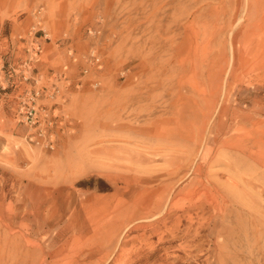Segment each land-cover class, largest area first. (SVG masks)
Masks as SVG:
<instances>
[{
  "label": "rangeland",
  "instance_id": "374dc122",
  "mask_svg": "<svg viewBox=\"0 0 264 264\" xmlns=\"http://www.w3.org/2000/svg\"><path fill=\"white\" fill-rule=\"evenodd\" d=\"M250 1L0 0V264H264Z\"/></svg>",
  "mask_w": 264,
  "mask_h": 264
},
{
  "label": "built area",
  "instance_id": "2783aa9c",
  "mask_svg": "<svg viewBox=\"0 0 264 264\" xmlns=\"http://www.w3.org/2000/svg\"><path fill=\"white\" fill-rule=\"evenodd\" d=\"M35 95H39V93H35ZM35 95L31 96L29 99V104L22 106L20 109V112L18 115H21L20 118L22 119V121H24L27 125H29L30 127L36 125L38 123V114H37V110L35 109V104H34V98ZM33 138H37L36 143L40 144L42 142H45L47 144V146H49L50 148H52L53 146V135L41 130L36 137Z\"/></svg>",
  "mask_w": 264,
  "mask_h": 264
},
{
  "label": "bare ground",
  "instance_id": "6f19581e",
  "mask_svg": "<svg viewBox=\"0 0 264 264\" xmlns=\"http://www.w3.org/2000/svg\"><path fill=\"white\" fill-rule=\"evenodd\" d=\"M246 1V0H245ZM257 3H258V0H251L250 1V6L251 5H257ZM249 6V5H248ZM245 9V8H244ZM256 12H257V10H256ZM249 16H251L252 17V15L251 14H249ZM244 42V41H243ZM251 43V42H250ZM241 50V49H240ZM243 53V52H242ZM245 57V56H244ZM242 63V54H241V52L239 51V54H238V58L236 59V58H234L233 59V62H231L230 63V65H229V68H228V73L230 74L231 73V75L232 76H234L235 74H236V72H237V70L239 69V67L237 68L236 66L239 64H241ZM245 63V62H244ZM227 73V74H228ZM201 100H203V98L201 99ZM211 130V129H210ZM206 135V134H205ZM195 162V161H194ZM131 179V178H130ZM121 190V189H120ZM122 191V190H121ZM167 206V205H166ZM162 212V211H161ZM147 213H149V212H147ZM146 213V214H147ZM160 215V214H159ZM157 218V217H156ZM122 225V224H121ZM121 225H119V226H116L115 228H113L110 232H109V237H110V239L112 238V235H113V233L116 231V230H118L119 228H120V226ZM38 228V227H37ZM68 229V228H67ZM70 229H72V228H70ZM57 232V231H56ZM76 233H77V231H76ZM72 234V233H71ZM58 236V235H57ZM73 236V235H72ZM69 237V236H68ZM53 238V237H52ZM58 238V237H57ZM56 239V238H55ZM109 239V240H110ZM53 240V239H52ZM51 247V246H50Z\"/></svg>",
  "mask_w": 264,
  "mask_h": 264
},
{
  "label": "crops",
  "instance_id": "0c3cea01",
  "mask_svg": "<svg viewBox=\"0 0 264 264\" xmlns=\"http://www.w3.org/2000/svg\"><path fill=\"white\" fill-rule=\"evenodd\" d=\"M24 130L26 131V129H24ZM25 131H24V132H25Z\"/></svg>",
  "mask_w": 264,
  "mask_h": 264
}]
</instances>
